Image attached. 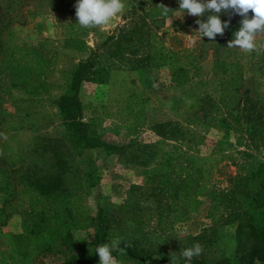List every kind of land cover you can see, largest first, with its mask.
<instances>
[{"label": "rangeland", "instance_id": "rangeland-1", "mask_svg": "<svg viewBox=\"0 0 264 264\" xmlns=\"http://www.w3.org/2000/svg\"><path fill=\"white\" fill-rule=\"evenodd\" d=\"M131 1L123 0L124 12L109 24L85 28L78 23L77 0H0V141L7 144L4 153L8 154L5 160L0 159V168L29 161L42 137L65 141L54 101L63 90L71 67L87 55L63 45V26L69 23L80 27L86 44L99 55L96 65L107 66L109 71L107 82L87 80L79 91L84 106L82 115L94 119L93 127L103 140L117 144L153 143L159 139L155 125L178 123L193 132L191 144L196 151L191 148L189 152L201 158L203 177L198 189L202 193L229 188L231 179L242 173L244 162L251 157L264 160V146L259 145L257 135L250 136L244 129L233 126L231 113L215 104V94L209 88L212 50L224 59L238 62H244L247 52L238 47L228 48L231 39L200 38L196 21H206L212 13L197 17L185 10L182 14L178 10L179 0H159L170 9L168 15L144 21L152 34L173 52L193 50L198 55L188 69L189 79L175 85L170 80V65L130 70L123 60L111 58L102 42L134 15L129 13ZM136 12L142 15L139 9ZM219 15L222 22L243 19L239 14L230 15L223 10ZM252 16L249 12L248 18ZM258 37L259 34L256 40ZM145 50L142 48L140 52ZM7 53L14 55L15 65L20 67L18 71L7 66ZM21 79L44 87L38 89L37 95L27 94L25 85L17 87V80ZM244 89L245 98L257 103L252 111L263 118L256 125L264 126V76L256 85L252 76L245 73L240 92ZM193 100L200 102L199 107H189ZM91 156L99 180L94 187L80 193L77 203L86 206L92 215L101 209L108 220H114L112 226L118 234L129 233L152 257L184 259L183 249L195 243L203 247L202 254L195 258L234 257L233 225H212L205 216L204 205L187 213L169 209L158 225L157 202L144 186L143 167L131 162L126 154L92 151ZM76 162L81 165L83 161L77 158ZM198 197L205 199L201 193ZM22 199L0 193V264H60L68 256L86 254L92 248L97 234L95 226L73 229L71 248H64L57 241L47 251L40 240L25 237L21 233L22 221L26 219ZM125 220H130L131 226L124 227ZM20 233L22 237L18 236ZM95 264H99V258ZM117 264L161 263H137L121 258Z\"/></svg>", "mask_w": 264, "mask_h": 264}, {"label": "trees", "instance_id": "trees-1", "mask_svg": "<svg viewBox=\"0 0 264 264\" xmlns=\"http://www.w3.org/2000/svg\"><path fill=\"white\" fill-rule=\"evenodd\" d=\"M160 4L159 0H132L129 13L134 15L108 34L102 45L111 58L123 60L130 70L146 66L158 69L170 65V80L180 86L189 79L188 69L198 55L193 50H182L181 54L173 52L152 34L144 20L162 17ZM136 9L141 11V16ZM228 12L236 14L232 10ZM241 20L237 18L229 23L224 34H217L216 37L233 39L234 32L241 27ZM63 29V45L87 53L71 67L64 88L54 101L65 141L42 137L29 161L0 168V193L12 195L17 200L21 197V204H25L22 211L26 219L22 221L21 233L29 239L40 240L43 249L51 251L57 241L64 248H71L73 229L85 230L95 226L97 234L89 252L70 255L60 264H95L99 258L96 246L114 238H119L120 247L125 249V254L113 252L116 260L124 258L137 263L155 261L161 264H263L264 160L251 157L244 162L242 173L231 179L229 188L210 189L202 193L198 189L203 177L201 158L189 152L191 148L196 151L191 144L193 132L183 129L178 123L155 125L154 131L159 139L153 143L117 144L103 140L93 127L94 119H85L82 115L84 106L79 91L81 84L87 80L107 82L109 71L107 66L96 65L99 55L86 44L80 27L69 23ZM256 41L257 47L261 48L264 34H259ZM142 48L146 50L140 52ZM5 62L15 72L20 68L15 65L12 53L5 54ZM209 73V88L215 94V104L231 113L233 126L244 129L250 136L257 135L259 145L264 146V126L256 125L263 118L252 111L257 103L251 102L249 97L245 98L246 89L240 92L245 73L252 76L256 85L264 76V48L246 53L244 62L224 59L212 50ZM17 82L18 88L25 85V93L32 95H37L38 89L44 87L41 83L27 84L24 79ZM199 103L193 100L189 107L194 109L199 107ZM6 145L0 141L2 161L8 155L4 153ZM92 151L105 155L126 154L131 162L143 167L144 186L149 188V194L157 202L155 214L158 225L169 209L187 213L201 205H204L205 216L212 225H233L234 257L214 260L193 257L191 261L169 260L162 255L152 257L129 233L118 234L112 226L114 220H108L101 209L96 215L90 214L87 207L77 201L81 192L94 187L99 180ZM77 158L82 159L81 165L76 162ZM200 193L205 195L204 200L198 197ZM124 223V227L132 224L130 220ZM21 233L18 236L22 237Z\"/></svg>", "mask_w": 264, "mask_h": 264}, {"label": "clouds", "instance_id": "clouds-1", "mask_svg": "<svg viewBox=\"0 0 264 264\" xmlns=\"http://www.w3.org/2000/svg\"><path fill=\"white\" fill-rule=\"evenodd\" d=\"M161 14L167 16L170 9L160 4L158 5ZM125 10L123 0H77L76 16L80 26L85 28L107 25L117 15L122 14ZM183 12L186 10L190 15L202 17L206 12L207 20L197 19L199 25L197 33L202 37H208L214 40L217 34L223 35L229 22L220 19V13L223 11L239 14L243 17L241 27L234 32V38L228 41V48H236L252 53L260 51L264 48L257 47V34H264V0H179V9ZM251 10L253 16L248 18ZM179 16V15H178ZM194 43V41H193ZM154 87L158 85L154 84ZM119 238H114L108 243L96 246V254L99 256V264H117L116 258L113 256L114 251L125 254V249L120 247ZM203 247L199 243H195L191 247L183 249L181 257L186 261H191L193 257L201 255Z\"/></svg>", "mask_w": 264, "mask_h": 264}]
</instances>
